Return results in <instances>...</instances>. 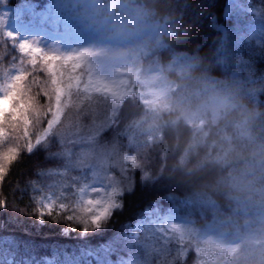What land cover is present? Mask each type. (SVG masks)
<instances>
[{
	"label": "trees",
	"instance_id": "16d2710c",
	"mask_svg": "<svg viewBox=\"0 0 264 264\" xmlns=\"http://www.w3.org/2000/svg\"><path fill=\"white\" fill-rule=\"evenodd\" d=\"M246 1L249 2L247 6L264 12V0ZM227 2L137 0L152 9V20L166 24L171 34L165 35L161 44L152 42L135 55L127 54L126 57L143 70L160 64L172 87L179 82L183 93L198 100L211 90L213 79L224 80L220 86L235 93V106L226 108L216 121L207 115L203 126L197 127V123L189 126L183 120H176L175 113L162 108L164 101L156 109L147 108L137 98L136 91L122 103L82 94L78 106L70 105L66 110V116L71 118L68 123L72 125L67 130L74 132L78 126L83 135L94 133L110 114L115 126L101 132L98 143L118 138L121 144L131 145V150L125 149V152L135 158L134 190L124 196L123 209L114 214L106 228L99 234L92 231L83 234L86 241L79 239L81 226L65 219L68 213L45 215L44 223H40L38 205L33 197L38 198L43 193L34 191L32 182L45 185L48 179L37 173L57 166L56 161L47 158L48 152L59 150V144L52 143L47 150L39 149L30 156L23 154L21 162L13 165L0 195V199L7 201V208L0 210V237L28 241L35 257L45 259L56 246L71 250L81 243L97 245L107 241L126 231L125 225L135 224L157 201L165 208L178 207L199 230L209 226L233 230L234 225H243L242 206L246 204L233 200L228 187L231 177L226 175L228 169L221 168L215 157L229 143L240 148L250 143L264 144V40L258 42L250 35L252 12L234 6L228 17L225 16ZM32 4L40 10L48 0H0V11L22 9L25 19L29 20L27 8ZM222 28L227 32L225 46ZM176 53L191 56L193 67L182 73L172 69V57ZM20 59L18 47L0 28V82L4 80L3 72H11ZM33 75L39 80L48 79L39 70ZM33 91L39 89L34 86ZM37 99L41 104L47 103L42 94ZM204 132L208 135L204 136ZM244 163L236 159L229 165L234 175L240 173ZM110 171L120 177L118 169ZM65 228L69 229L68 235L63 234ZM72 228L76 230L71 231ZM185 244L194 253L187 255V264H231L228 259L216 263L203 261L193 238ZM172 247L174 250L175 245ZM166 259L183 260V255L178 257L173 252Z\"/></svg>",
	"mask_w": 264,
	"mask_h": 264
},
{
	"label": "snow or ice",
	"instance_id": "6c2138e0",
	"mask_svg": "<svg viewBox=\"0 0 264 264\" xmlns=\"http://www.w3.org/2000/svg\"><path fill=\"white\" fill-rule=\"evenodd\" d=\"M18 50L22 59L12 66L11 72H3L4 80L0 82V195L13 165L21 162L23 154L30 156L58 143L59 150L50 151L47 156L57 166L37 173L48 182H32L33 190L43 193L33 197L38 218L44 223L46 214L68 213L65 219L81 226L79 239L86 241L83 234H99L123 209V198L134 190L133 174L137 171L135 158L125 152L131 150L130 144L123 145L118 138L98 143L99 134L115 126L110 114L94 133L83 135L78 126L74 132L67 130L72 127L68 123L71 118L66 116L69 106L77 107L82 94L104 101L110 85L102 71L87 59V52L68 56L46 53L28 42L20 43ZM38 70L48 79L35 77ZM34 86L38 92L33 91ZM40 94L47 103L41 104L37 99ZM113 168L118 169L119 178L110 171ZM6 208L7 201L0 199V210ZM125 228L97 245L85 242L71 250L53 247L51 256L45 259L35 257L28 241L0 237V264H187V255H194L186 248L184 217L166 211L160 201L146 209L134 225ZM68 233L65 228L63 234ZM173 252L178 257L182 254L183 260L168 261L166 258Z\"/></svg>",
	"mask_w": 264,
	"mask_h": 264
},
{
	"label": "rangeland",
	"instance_id": "374dc122",
	"mask_svg": "<svg viewBox=\"0 0 264 264\" xmlns=\"http://www.w3.org/2000/svg\"><path fill=\"white\" fill-rule=\"evenodd\" d=\"M247 5L249 2H244V0H228L226 15L234 6L252 12L253 17L250 21L253 25L250 27V35L256 41L262 42L264 40V12ZM80 11L78 0H48V4L40 10L37 9L36 4L29 6L27 12L30 19L26 20L22 10L4 8L0 11V28L17 47L22 42H28L46 53L65 56L77 55L81 52L89 53L87 59L102 71L106 82L110 85L105 98L122 103L136 91L137 98L147 108H158L172 88L163 68L157 64L148 70H143L141 66L128 60L126 50L134 42L102 38L98 31L85 26ZM222 31L225 36V45L227 33L224 29ZM9 33L15 39L10 38ZM169 34L171 30L166 24L151 20L145 32L138 36L137 40L142 41L145 37ZM51 43L54 44L50 46ZM192 67L193 59L188 55L180 53L172 57V69L182 73ZM211 82V90H208L207 95L201 99L203 101L202 114L194 121L199 127L203 126L207 115L216 121L226 108L236 104L235 93L228 90V87L220 86L225 82L224 80L213 79ZM238 89L241 90V87L238 86ZM128 155L134 157L132 154ZM242 210L245 216L249 215L247 206L243 205ZM166 211L182 215L177 207L166 208ZM184 223L187 231L186 240L193 238L196 241L198 254L207 263L227 260V250L239 243L241 233L250 227V225L236 224L233 230L214 226L199 230L185 217Z\"/></svg>",
	"mask_w": 264,
	"mask_h": 264
},
{
	"label": "clouds",
	"instance_id": "9594fccd",
	"mask_svg": "<svg viewBox=\"0 0 264 264\" xmlns=\"http://www.w3.org/2000/svg\"><path fill=\"white\" fill-rule=\"evenodd\" d=\"M78 5L85 26L98 31L102 38L133 41L126 50L128 55H135L152 42L161 44L165 39L159 35L137 40L153 17V10L137 0H78ZM162 108L175 113L176 120L191 126L202 114L203 101L183 93L176 82ZM203 135L207 136L208 132ZM236 159L245 162L238 175L229 167ZM215 162L228 169L226 175L231 177L228 187L233 200L246 204L249 213L242 224L250 227L241 233L239 243L227 250V259L231 264H264V144L250 143L240 148L229 143L215 157Z\"/></svg>",
	"mask_w": 264,
	"mask_h": 264
}]
</instances>
